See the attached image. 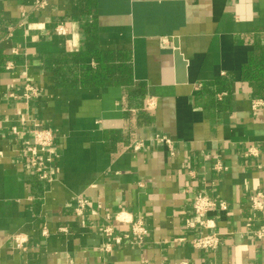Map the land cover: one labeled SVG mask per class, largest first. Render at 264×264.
<instances>
[{
	"label": "crops",
	"instance_id": "0c3cea01",
	"mask_svg": "<svg viewBox=\"0 0 264 264\" xmlns=\"http://www.w3.org/2000/svg\"><path fill=\"white\" fill-rule=\"evenodd\" d=\"M68 20L87 38L79 52L55 30ZM40 23L46 35L29 27ZM102 53L116 68L126 56L131 76L83 84ZM260 56L264 0H0V264H264V209L251 205L264 193V92L245 77ZM37 124L56 139L47 179L27 162ZM198 195L217 204L202 217ZM210 231L217 249L193 245Z\"/></svg>",
	"mask_w": 264,
	"mask_h": 264
},
{
	"label": "built area",
	"instance_id": "2783aa9c",
	"mask_svg": "<svg viewBox=\"0 0 264 264\" xmlns=\"http://www.w3.org/2000/svg\"><path fill=\"white\" fill-rule=\"evenodd\" d=\"M47 0H38V6H44ZM64 24L60 22L57 24L55 30L57 31V27L59 25ZM38 92V88L27 84L25 87V97L31 98L36 96ZM263 100L258 99L254 103V107L257 108L261 104ZM154 105L153 101H148L147 106L152 108ZM14 132H17L16 128L13 129ZM33 140L26 142V151L28 154L27 162L30 169L33 173H36L41 179H47V172H46V165L52 160L51 155L54 152L55 148V134L53 130L49 127H43L37 124L33 129ZM141 145H136V149H139ZM250 149L248 154L251 153ZM78 207L77 211L82 210L84 207L88 205V200L84 198H79L77 200ZM209 204L212 205L209 208ZM251 205L255 211H261L264 209V193L259 191L252 195L251 197ZM217 206L216 202L208 196L198 195L194 201V213L197 216H204L208 213L209 210L215 208ZM223 206V204H221ZM208 220L201 219L198 221V224L195 223L192 219L188 220L189 227H195L196 224L200 225V227L204 229H209L207 225ZM253 222L248 220L247 226L249 229L252 227ZM146 233L145 227L141 223H135L133 227V234L137 237L141 238ZM255 235L259 238L263 237L264 235V228L257 229L254 231ZM14 244L17 248L23 249L25 247L26 238L22 236V234H15L13 236ZM117 241L120 242L121 238H117ZM221 244V236L216 232H207L203 234L197 235V237L193 240V245L200 249H208V250H215Z\"/></svg>",
	"mask_w": 264,
	"mask_h": 264
},
{
	"label": "trees",
	"instance_id": "16d2710c",
	"mask_svg": "<svg viewBox=\"0 0 264 264\" xmlns=\"http://www.w3.org/2000/svg\"><path fill=\"white\" fill-rule=\"evenodd\" d=\"M85 8H87L88 12L91 11L93 4L92 3H87L84 5ZM89 51L84 52L80 55L74 56V60L78 62H84L86 59V56L89 55ZM97 59L101 63L102 70L100 71H95L90 68H85L82 70V83L85 85H96V84H101L105 83L104 81L108 76H113L116 78H120L121 76L123 77H130L131 76V67L129 63L127 62V57L122 56L119 57L118 60L121 61L120 64H123L121 68H116L112 67L111 65L109 66L108 58L106 57L105 53L102 54H97L96 55ZM106 70V71H105ZM112 73V74H111ZM245 77L252 82L259 90L264 92V56L260 57H255L254 61L247 65L246 71H245ZM110 84V83H106ZM104 85V84H102Z\"/></svg>",
	"mask_w": 264,
	"mask_h": 264
},
{
	"label": "clouds",
	"instance_id": "9594fccd",
	"mask_svg": "<svg viewBox=\"0 0 264 264\" xmlns=\"http://www.w3.org/2000/svg\"><path fill=\"white\" fill-rule=\"evenodd\" d=\"M29 27H38L46 35L45 23H40L38 25H29ZM57 33L68 37L65 40L66 50L69 52H79L83 47V42L87 39L80 29V21L68 20L64 24L57 27ZM209 208L212 207L211 204L208 205ZM118 219H130L126 215H121L117 217ZM199 220V217H197ZM214 221L208 220L207 225L209 227H214Z\"/></svg>",
	"mask_w": 264,
	"mask_h": 264
},
{
	"label": "water",
	"instance_id": "95a60500",
	"mask_svg": "<svg viewBox=\"0 0 264 264\" xmlns=\"http://www.w3.org/2000/svg\"><path fill=\"white\" fill-rule=\"evenodd\" d=\"M176 58H177V61L179 62V64L181 65L180 67H182L181 69L183 70V67H184V60L180 54V52H176Z\"/></svg>",
	"mask_w": 264,
	"mask_h": 264
}]
</instances>
